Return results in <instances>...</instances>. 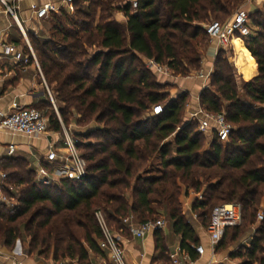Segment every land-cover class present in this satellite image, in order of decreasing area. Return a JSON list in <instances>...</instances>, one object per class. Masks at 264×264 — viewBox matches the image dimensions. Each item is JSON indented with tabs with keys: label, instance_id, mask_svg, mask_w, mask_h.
Masks as SVG:
<instances>
[{
	"label": "trees",
	"instance_id": "1",
	"mask_svg": "<svg viewBox=\"0 0 264 264\" xmlns=\"http://www.w3.org/2000/svg\"><path fill=\"white\" fill-rule=\"evenodd\" d=\"M245 1L137 0L134 8L131 0H74L52 12L45 29L29 36L62 121L68 128L74 116L79 127L93 121L99 126L75 133L87 161L82 180L42 185L28 158L1 159L6 184L14 188L4 192L16 204L0 208V244L11 247L27 237L33 253L84 263L89 250H104L98 211L112 230L126 233L127 216L143 223L166 215L182 237V248L195 257L191 243L200 240L183 211L187 190L182 186L201 194L205 181L207 192L193 204L205 226L215 200L243 207V222L226 229L216 250L239 245L259 222L250 246L240 245L232 256L243 258V264H264V220L257 218L264 199V11L250 13L252 33L243 39V61L251 67L250 59L258 69L244 82V93L232 65L219 56L211 85L200 95L203 109L224 113L233 125L226 143L215 137L203 149L205 134L195 122L183 121L189 94L171 98L166 91L171 84L159 82L143 59L167 65L176 76L199 69L200 44L210 40L204 25L228 19ZM117 11L124 13L125 23L114 18ZM157 104L164 111L152 115ZM47 110L49 128L62 131L51 103ZM95 134L100 139H86ZM155 157L160 164L152 174L147 163Z\"/></svg>",
	"mask_w": 264,
	"mask_h": 264
},
{
	"label": "crops",
	"instance_id": "2",
	"mask_svg": "<svg viewBox=\"0 0 264 264\" xmlns=\"http://www.w3.org/2000/svg\"><path fill=\"white\" fill-rule=\"evenodd\" d=\"M48 2L59 3L60 1L15 0L18 23L11 15L6 13L5 6L0 0V43L8 42L14 44L17 47H21L25 53H28L26 52L27 49L29 50L28 46H32L29 35H39L41 29H43L45 25V19H37L35 12ZM261 4H264V0H246L240 7L251 13L259 9ZM115 19L121 23L127 21L126 16L122 12L117 13ZM23 31L25 34H23ZM238 40H234L232 46H230L236 53L239 47L241 50H244V42L240 40V44H238L236 43ZM208 49L205 56H207V54L215 55L222 48L218 46L216 41H211V46ZM143 59L147 65L149 59L145 57H143ZM250 64L251 74L249 78L258 73L257 67L253 63ZM208 68V70L202 73V77L197 76L191 78L189 81H183L174 75L163 76L157 73L155 74L159 77H163L166 83H172L174 85L171 89L166 90L170 93L171 98L174 99L182 93H188L189 96H196V99H200L202 85L205 86L212 72V69H210V67ZM14 102L26 106H35L39 109L49 108L50 103L57 106L54 93L45 78L40 64L37 66L34 61L27 65L20 64L1 56L0 116L8 112ZM200 108V104L192 107L191 116ZM58 115L60 116V114ZM62 123V131L49 128L46 135L26 136L0 131V161L8 156L7 151L9 144L14 143L17 145L15 154L28 158L33 167L37 169L42 162H46L44 158L53 147L60 150L64 146L66 131L73 135L78 131L76 124L72 123L67 128L65 124ZM0 171L3 170L0 169ZM189 200L190 198L188 196L183 195V211L196 230V235L200 240L197 244H202L205 247L204 254L200 255L193 249L195 256L193 257L189 251L182 248V237L174 231L171 222L167 218L166 225L163 229L152 231L144 238H137L129 232L126 233L113 230V232L120 237V242L124 248L123 264H169L170 255L177 251L180 253V257L183 261L182 264H243V258L233 257L232 255L239 249L240 245L244 244L250 246L251 239L256 232L259 222L252 227L251 234L247 238H244L237 247L231 244L226 250L217 251V246L215 248L212 246L205 224L199 218L198 213L193 209L194 201L189 202ZM185 205H187V207H185ZM131 217L135 223H140L134 219L133 215H131ZM194 244L195 243H191V247ZM74 260L79 264H118L112 259L110 251L106 249L101 253L89 250L88 259L84 263H80L77 259L57 260L53 256H40L37 253L29 251L28 247H26L20 239L11 247L0 244V264H72L71 261Z\"/></svg>",
	"mask_w": 264,
	"mask_h": 264
},
{
	"label": "built area",
	"instance_id": "3",
	"mask_svg": "<svg viewBox=\"0 0 264 264\" xmlns=\"http://www.w3.org/2000/svg\"><path fill=\"white\" fill-rule=\"evenodd\" d=\"M1 1L5 6L6 13L18 22L15 0ZM59 1V3L48 2L41 6L35 12L36 18L39 20L47 19L52 12L58 11L61 7H70L74 0ZM131 2L133 7L137 8V0H131ZM204 28L211 41H216L219 47L226 49L232 46L234 40L239 39L243 41L244 38H248L251 35L250 12L240 7L228 19L224 21L212 20L206 23ZM23 34H25L24 31ZM28 47L29 51L25 53L21 47L8 42H2L0 43V57L9 58L16 63L25 65L34 61L39 66L34 49L31 45ZM147 66L158 75H173L172 70L167 65L160 64L154 59H149ZM163 111V104L154 105L152 115H159ZM58 117L62 123L59 115ZM193 117H199V130L204 134L207 135L209 133L210 135H214V138L216 137L220 143L229 141L233 125L226 119L224 113H213L201 107L193 114ZM0 131L26 136L46 135L49 131V121L48 117L39 108L14 102L9 111L0 116ZM16 151L17 145L10 143L7 155L12 156ZM44 161L46 162H42L36 169V179L42 185H51L61 178L79 181L87 175V161L78 149V138L67 131L65 133L64 146L60 150L53 147L46 154ZM7 177L8 173L0 171V208L2 206L11 208L16 204L15 200L9 198L4 192V187L10 190L14 189L12 186H7ZM197 196L199 199L203 198L202 194H198ZM96 216L103 231V240L100 243L101 247L110 251V255L116 263L123 264L124 248L120 242V237L109 227L103 211H98ZM257 218L258 221L264 220V212L259 211ZM242 221L243 207L240 203L223 202L214 206L210 214V221L206 226L212 246L215 248L218 245L227 228L238 226ZM123 222L127 226L128 232L137 238H144L150 232L163 229L166 225V222L162 219L148 220L137 224L131 216L125 217ZM192 248L200 255L205 252V247L202 244H194ZM71 263L79 264L76 260L71 261ZM182 263L183 261L178 251L170 255L169 264Z\"/></svg>",
	"mask_w": 264,
	"mask_h": 264
},
{
	"label": "rangeland",
	"instance_id": "4",
	"mask_svg": "<svg viewBox=\"0 0 264 264\" xmlns=\"http://www.w3.org/2000/svg\"><path fill=\"white\" fill-rule=\"evenodd\" d=\"M237 9H238V7H237ZM237 9H235V11ZM259 9L264 11V4H261ZM117 13H119V12L117 11V12L114 13V18L116 17ZM99 15H100V11L98 9V13H97V16H96V21H98ZM45 34H46V36H48L49 32L47 31V32H45ZM29 39H30V36H29ZM202 44H200V48H199L201 50L202 56H203L202 57V62H201V67L199 69L192 70L186 76H176V75H174V76L177 77L178 79L183 80V81L184 80H188L189 81L191 78H195L197 76L202 77L201 76L202 73H204L205 70H208L209 69L208 67H210V69H212V72H211V74H212L214 72L215 68H216L215 65H216L217 58L219 56H222L224 58V61H228V63H230L232 65L234 73H235V80H236V82H237V84H238V86L240 88V91L242 92V86L244 85V82H247V81L251 80L254 76L249 78V76L251 74V67H249L246 63H244L243 54H242V51H241L240 47L237 49V53H236L235 50H233V49H231L229 47L227 49H220L215 55H211L209 53L210 55L207 54V56H205L206 52H208V50H209L208 48L211 46V41L209 39H207V42L205 44L204 43H202ZM244 50H245V45H244ZM249 63H253V62L250 60ZM248 72H250V74H248ZM211 74L209 75L207 83L205 84V86L202 85L201 93H202V91L204 89H206L207 87H209L211 85ZM156 78H157V80L159 82L166 83L164 81L163 77L156 76ZM170 84H171V86H169L167 89H171V87L174 86L172 83H170ZM212 89H215V88L212 87ZM242 93H244V92H242ZM54 97H55V94H54ZM56 103H57L56 107L52 103H51V105H52L53 109L55 110V112L58 115V114H60L59 104H58L57 101H56ZM223 103H224V105L226 107L227 102H223ZM198 104H200V99H196V96H192V97L189 96L188 100H187V103H186V106H185L184 113H183V121L186 122V123L195 122L196 125H197V130L199 129V117L191 116V110H192V107H195ZM40 109L44 113H45V111H48L46 108H44V109L40 108ZM76 115H77V117H79L78 112H76ZM144 115L147 116L148 115L147 112ZM60 117H61V114H60ZM75 119H76V117L74 118V116H73L70 120H71L72 123H74ZM98 126H99V124H97L96 122L93 121V122L88 123V124H84V125L82 124L80 127L77 126V128H78V130L86 131V129L88 127H91V129L94 130V129L98 128ZM73 129H75V128H73ZM211 137H213V140H214V135L210 136L209 133H207V135L205 134V138L203 139V149H209L210 148V145H211V142H212V138ZM86 139L90 140V141H96V139L98 140L100 138H99V136L97 134H95V135H93L91 137H86ZM86 139H85V141H87ZM85 151H88V150H85ZM159 164H160V161H159L158 157H155L149 163H147V168L150 169L149 171H151L152 174H156L157 173V169L159 167ZM206 187H207V183L205 181H203V185H201V188H200L201 189V191H200L201 194H203L204 191H206ZM182 189H183V191L187 190L186 196H188L190 198L189 202H191V201L195 202L197 197H198L197 195L200 194L199 192H196L194 190V188H191V187L186 186V185H183ZM223 202H230V201H227V200H217V201L215 200L214 201L215 204H220V203H223ZM233 202L237 203L236 201H233ZM263 205H264V199H263L262 206L260 205V207H259L260 208L259 211L264 212ZM182 206L184 207V204H182ZM185 207H187V205H185ZM158 219H162L163 221L166 222L167 217L165 215H159ZM22 242L26 245V247L29 246V239L27 237L23 238ZM233 245H235L237 247L238 244L234 243ZM259 255H263V253H261ZM256 264H258V262H256Z\"/></svg>",
	"mask_w": 264,
	"mask_h": 264
}]
</instances>
